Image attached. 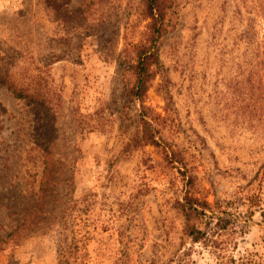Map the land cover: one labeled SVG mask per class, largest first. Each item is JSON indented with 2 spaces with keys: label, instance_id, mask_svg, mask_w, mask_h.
Segmentation results:
<instances>
[{
  "label": "rangeland",
  "instance_id": "rangeland-1",
  "mask_svg": "<svg viewBox=\"0 0 264 264\" xmlns=\"http://www.w3.org/2000/svg\"><path fill=\"white\" fill-rule=\"evenodd\" d=\"M166 6L140 100L145 0H0V264H264V2Z\"/></svg>",
  "mask_w": 264,
  "mask_h": 264
},
{
  "label": "trees",
  "instance_id": "trees-1",
  "mask_svg": "<svg viewBox=\"0 0 264 264\" xmlns=\"http://www.w3.org/2000/svg\"><path fill=\"white\" fill-rule=\"evenodd\" d=\"M166 2L167 0H145V14L150 18V23L148 24L149 31L151 33V40L148 46L137 45V56L135 64H132L134 73L136 75L135 86L131 89L130 97L134 96L136 99H142L144 94L148 90V84L151 80V67L156 63L157 54V41L163 35L165 30V14H166ZM264 1L261 0V3ZM0 87H8L18 98H26L23 91L9 85L3 77H0ZM149 143H156L155 136L147 128L144 130L142 137ZM45 167L43 171V177L40 183V193L38 199H43V201L49 200L51 204L57 202L56 196L52 195L53 190L51 189V184L47 181L53 176L54 161L50 156H47L43 162ZM59 202V201H58ZM181 204V212L185 217L184 233L191 237L192 242L202 243L206 241V233L202 231L196 224V219L201 216H207L210 211L209 203L207 201H202L198 198L192 197L187 194L183 199ZM73 248V249H72ZM66 252L74 253V251H82L80 260L74 261L72 264H83L84 259L87 256V251L83 249L79 244H74L73 247L69 245L64 248ZM70 250V251H69ZM81 261V262H80ZM71 264V263H69Z\"/></svg>",
  "mask_w": 264,
  "mask_h": 264
}]
</instances>
